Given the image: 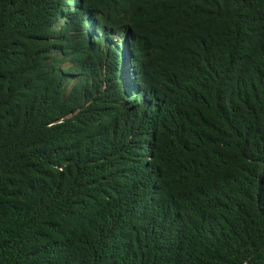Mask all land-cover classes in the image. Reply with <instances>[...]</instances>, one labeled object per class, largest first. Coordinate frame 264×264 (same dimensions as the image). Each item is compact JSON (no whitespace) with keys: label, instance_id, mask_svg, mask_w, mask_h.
Returning <instances> with one entry per match:
<instances>
[{"label":"trees","instance_id":"16d2710c","mask_svg":"<svg viewBox=\"0 0 264 264\" xmlns=\"http://www.w3.org/2000/svg\"><path fill=\"white\" fill-rule=\"evenodd\" d=\"M0 264H264V0H0Z\"/></svg>","mask_w":264,"mask_h":264}]
</instances>
